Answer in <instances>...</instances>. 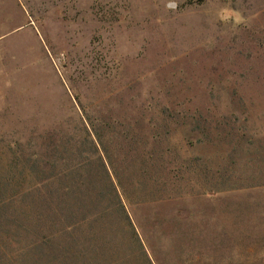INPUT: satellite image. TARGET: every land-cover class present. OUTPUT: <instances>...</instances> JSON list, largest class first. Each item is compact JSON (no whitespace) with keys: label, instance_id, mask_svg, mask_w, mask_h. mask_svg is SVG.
Returning <instances> with one entry per match:
<instances>
[{"label":"rangeland","instance_id":"obj_1","mask_svg":"<svg viewBox=\"0 0 264 264\" xmlns=\"http://www.w3.org/2000/svg\"><path fill=\"white\" fill-rule=\"evenodd\" d=\"M113 187L151 264H264V0H0V264H147Z\"/></svg>","mask_w":264,"mask_h":264},{"label":"trees","instance_id":"obj_2","mask_svg":"<svg viewBox=\"0 0 264 264\" xmlns=\"http://www.w3.org/2000/svg\"><path fill=\"white\" fill-rule=\"evenodd\" d=\"M111 198H112L113 207L117 211L118 223L123 226L124 230H127L129 232V238H130L131 242L133 244H135L137 246V248H139V251L141 250V254L144 257L145 262L147 264H151L150 261L147 259L145 252L143 251V248H142L141 243L139 241L138 235L133 228L131 219H130L127 211L125 210V207L121 201V198H120L118 192L116 191V189L114 187L112 188V191H111ZM89 221H90V219H87V217L83 219V223H87ZM82 259L86 260L84 258H82Z\"/></svg>","mask_w":264,"mask_h":264}]
</instances>
